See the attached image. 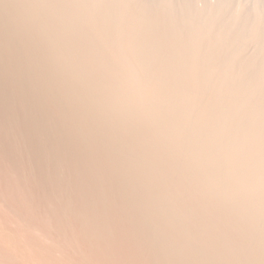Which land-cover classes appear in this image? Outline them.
Wrapping results in <instances>:
<instances>
[{"label": "bare ground", "instance_id": "6f19581e", "mask_svg": "<svg viewBox=\"0 0 264 264\" xmlns=\"http://www.w3.org/2000/svg\"><path fill=\"white\" fill-rule=\"evenodd\" d=\"M154 1L0 0V264H264V22Z\"/></svg>", "mask_w": 264, "mask_h": 264}, {"label": "rangeland", "instance_id": "374dc122", "mask_svg": "<svg viewBox=\"0 0 264 264\" xmlns=\"http://www.w3.org/2000/svg\"><path fill=\"white\" fill-rule=\"evenodd\" d=\"M223 2L224 0H207L209 7L213 11H211V13H214ZM159 3L160 0L154 1V4L156 5ZM201 4L202 2L200 0H188L187 5L184 8L185 11L189 9L191 10L189 16L195 24H199L205 20V14L202 12ZM226 7L227 12L232 14V18L231 16L230 18L234 19L232 20L234 22L244 13H247L250 17L253 16L252 23L256 20L257 22L259 20L264 22V0H237L236 6L231 8L226 4L225 8ZM230 18L228 19L230 21H228L227 24L235 26ZM250 36H261V33L254 26L248 25V30L242 34V41L237 49L241 55V59L248 52L254 55L252 65L244 73V77H249L245 83L244 100L246 104L255 99L258 91L264 87V53L249 48L246 39Z\"/></svg>", "mask_w": 264, "mask_h": 264}]
</instances>
